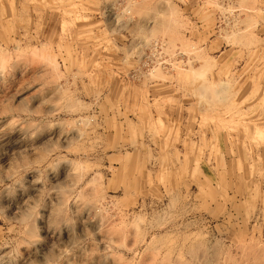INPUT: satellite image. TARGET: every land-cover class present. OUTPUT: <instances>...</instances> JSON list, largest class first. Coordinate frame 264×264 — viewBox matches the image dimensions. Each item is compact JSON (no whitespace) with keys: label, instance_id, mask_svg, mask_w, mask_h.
I'll return each mask as SVG.
<instances>
[{"label":"rangeland","instance_id":"rangeland-1","mask_svg":"<svg viewBox=\"0 0 264 264\" xmlns=\"http://www.w3.org/2000/svg\"><path fill=\"white\" fill-rule=\"evenodd\" d=\"M0 264H264V0H0Z\"/></svg>","mask_w":264,"mask_h":264},{"label":"clouds","instance_id":"clouds-1","mask_svg":"<svg viewBox=\"0 0 264 264\" xmlns=\"http://www.w3.org/2000/svg\"><path fill=\"white\" fill-rule=\"evenodd\" d=\"M5 78L3 76H0V81L4 80Z\"/></svg>","mask_w":264,"mask_h":264}]
</instances>
